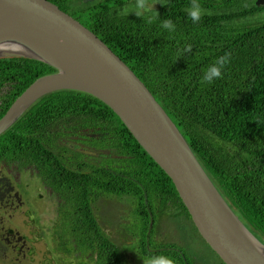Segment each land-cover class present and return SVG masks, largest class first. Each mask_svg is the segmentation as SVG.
Segmentation results:
<instances>
[{"label":"trees","instance_id":"obj_1","mask_svg":"<svg viewBox=\"0 0 264 264\" xmlns=\"http://www.w3.org/2000/svg\"><path fill=\"white\" fill-rule=\"evenodd\" d=\"M48 1L133 71L224 201L264 244V6L199 0L205 14L192 23L184 12L190 0H158L157 10L140 17L118 14L131 0ZM156 13L159 18L147 22ZM166 18L174 32L160 27ZM225 53L230 62L222 78L202 84L203 70ZM55 72L33 59L0 57V86L7 87L0 118L37 78ZM0 163L22 172L26 183L36 180L41 197L52 201L54 218L46 230L31 233L30 243L34 248L44 239L54 264H143L141 258L152 255L183 263L171 253L176 238L155 237L167 219L196 232L171 179L91 94L58 90L38 99L0 136ZM107 199H123L129 207V219L113 231L101 221ZM35 215L29 211L38 222Z\"/></svg>","mask_w":264,"mask_h":264},{"label":"water","instance_id":"obj_2","mask_svg":"<svg viewBox=\"0 0 264 264\" xmlns=\"http://www.w3.org/2000/svg\"><path fill=\"white\" fill-rule=\"evenodd\" d=\"M3 56L33 59L56 72L37 78L11 103L0 118V135L44 95L91 94L113 110L168 175L196 232L222 264H264V244L221 197L147 87L93 32L48 0H0Z\"/></svg>","mask_w":264,"mask_h":264},{"label":"rangeland","instance_id":"obj_3","mask_svg":"<svg viewBox=\"0 0 264 264\" xmlns=\"http://www.w3.org/2000/svg\"><path fill=\"white\" fill-rule=\"evenodd\" d=\"M27 175L31 178H35L31 173H27ZM23 200L27 202V214L28 211L34 212L36 214L35 217L39 219L38 222H33L28 215V217H26L27 227L24 228L22 225L24 217L17 212L11 216L6 226L17 228L22 234L28 236H30L31 233L34 235V233L41 232V230H46L47 227H49V220L54 218L52 212L53 203L48 198L41 197L40 191L37 190L36 180L29 179V181H27V189L24 191ZM128 208V205L123 199L103 200L100 211L102 223L106 225L109 231L117 229L119 223L122 224L129 219ZM163 222H161V225L156 229V238L168 243L174 242V238H176L178 243H176L174 247L178 248L182 253L186 255L191 254V256L195 255L200 264H218L217 257L213 251L202 244V239L198 233L193 232L190 227L184 226L183 221L179 219H167L165 223ZM46 245L47 242L44 239L35 242L33 253L27 260H21L20 264H54V261H49V255H45L46 253H44ZM1 252L2 247L0 246V264H11L1 259ZM7 256L11 258L13 255L7 251ZM72 264L76 263L73 262Z\"/></svg>","mask_w":264,"mask_h":264},{"label":"flooded vegetation","instance_id":"obj_4","mask_svg":"<svg viewBox=\"0 0 264 264\" xmlns=\"http://www.w3.org/2000/svg\"><path fill=\"white\" fill-rule=\"evenodd\" d=\"M6 88L4 85L0 86V98L6 92ZM25 189H27V183L23 180L22 172H19L18 169L7 168L0 163L1 259L11 264H20L21 260H27L33 252V247L30 243L33 235H24L17 228L6 226L11 216L19 212L24 217L22 220L23 227H27L26 217H28L29 211L27 214V202L23 200ZM7 251L13 255L11 258L7 256ZM171 253L176 254L184 264H198L196 259L182 253L176 247H173ZM174 264L177 263L174 261Z\"/></svg>","mask_w":264,"mask_h":264},{"label":"clouds","instance_id":"obj_5","mask_svg":"<svg viewBox=\"0 0 264 264\" xmlns=\"http://www.w3.org/2000/svg\"><path fill=\"white\" fill-rule=\"evenodd\" d=\"M157 2L158 0H131V3L129 5H126L121 9H119L118 14L121 16H126L134 13L136 16L140 17L141 15L146 14L148 11L157 10L158 8ZM149 4H156V7L150 9L148 7ZM184 12L186 13L188 19L192 23L200 22L202 16L205 14V11L202 8L199 0H190L189 5L184 8ZM158 18H159V14L156 13L155 16H149L147 22L152 23L154 20ZM160 27L169 32H174L176 26L171 19L166 18L160 21ZM229 62H230L229 55L227 53H225L223 56L218 57L214 61V63H212L206 69L203 70V74L200 82L202 84H212L215 80L222 78L223 75L222 70ZM141 259L143 261V264H174V260L165 255H152V256L142 257Z\"/></svg>","mask_w":264,"mask_h":264},{"label":"bare ground","instance_id":"obj_6","mask_svg":"<svg viewBox=\"0 0 264 264\" xmlns=\"http://www.w3.org/2000/svg\"><path fill=\"white\" fill-rule=\"evenodd\" d=\"M257 0H255V5L256 6H264V5H260V4H256ZM159 104V103H158Z\"/></svg>","mask_w":264,"mask_h":264}]
</instances>
